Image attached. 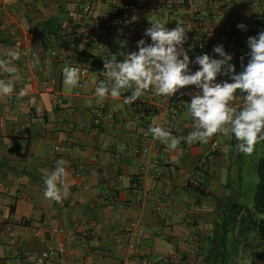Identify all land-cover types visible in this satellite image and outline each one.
Segmentation results:
<instances>
[{"label": "crops", "instance_id": "crops-1", "mask_svg": "<svg viewBox=\"0 0 264 264\" xmlns=\"http://www.w3.org/2000/svg\"><path fill=\"white\" fill-rule=\"evenodd\" d=\"M263 11L264 0H0V56L10 48L21 53L14 61L21 79L11 97H0V264H123L130 250L131 264L264 263L255 248L240 245V225L236 246L210 242L230 214V167L243 153L231 133L182 139L193 130L187 103L194 85L168 97L175 112L165 118L163 97L150 91L133 103L124 100L130 89L102 101L94 94L98 79H107L103 55L119 61L138 50V41L122 44L108 13L129 19L138 33L158 19L169 28L179 20L195 59L219 58L218 44L231 55L250 50ZM81 54L95 56L103 70L92 71L77 96L63 69ZM25 87L28 95L19 98ZM231 103L242 107L243 97L237 92ZM153 126L181 130V142L169 148L154 139ZM141 148H150L147 158ZM210 149L201 177L197 165ZM60 159L67 161L69 195L56 202L44 196L43 179Z\"/></svg>", "mask_w": 264, "mask_h": 264}, {"label": "clouds", "instance_id": "clouds-1", "mask_svg": "<svg viewBox=\"0 0 264 264\" xmlns=\"http://www.w3.org/2000/svg\"><path fill=\"white\" fill-rule=\"evenodd\" d=\"M169 28L161 20L151 23L145 30V39L137 42V51L128 52L123 60H117L114 54L103 55L107 79L95 88L98 100L107 97L116 99L125 89L131 95L124 98L126 103H133L146 92L155 96L172 97L185 86L194 85L195 94L187 103L188 111L194 120L193 130L186 137V142H206L215 134L231 135L238 143L240 153L250 155L259 141H264V31L249 37V60L243 71L237 72L232 63L233 56L226 52L222 44L214 46L216 56L204 53L192 59L184 44L188 39V30L183 23ZM237 27L246 30L244 23ZM21 53L9 49L0 56V73L8 74L0 78V97H11L15 91V81L21 79L14 61ZM199 65L192 71L190 65ZM220 76L228 77L219 81ZM82 70L75 66L63 69L64 84L76 88L80 86ZM237 90L243 93L242 107H234L232 101ZM16 95L22 98L28 95V88H21ZM154 139L175 149L181 138L173 135L170 129L162 126L150 128ZM67 161H56L55 168L47 172L43 182L44 196L61 202L69 195ZM41 264L43 262L41 261Z\"/></svg>", "mask_w": 264, "mask_h": 264}, {"label": "trees", "instance_id": "trees-1", "mask_svg": "<svg viewBox=\"0 0 264 264\" xmlns=\"http://www.w3.org/2000/svg\"><path fill=\"white\" fill-rule=\"evenodd\" d=\"M264 31V11L259 15L256 21V32L255 36L260 32ZM250 50L246 52H238L233 54L232 63L235 64L237 72L243 71V66L248 63ZM80 61L87 63L91 66L92 71H102L103 63L100 62L95 56L90 54H81ZM239 95L243 97V93H240L237 90ZM264 143V141H260ZM241 163V157L230 167L229 173V187L231 194H234V199L229 205L230 214L226 217L225 221L222 224V232L218 234L217 237L210 240L214 245L218 242L222 247L236 246L237 242L235 241L236 236L234 235V230L238 225L242 227L243 232L248 233L253 231L256 234V237L260 243H264V219L260 218V215H264V156L259 159L256 165V173L258 177V183L254 191V197L250 204L243 205L241 199L243 195L239 189H236V186H240L243 183L242 175L238 176V184L232 183L231 173L235 170L237 164ZM250 206V207H249ZM230 255L224 253L222 258H228ZM222 264H226V260L222 261Z\"/></svg>", "mask_w": 264, "mask_h": 264}, {"label": "built area", "instance_id": "built-area-1", "mask_svg": "<svg viewBox=\"0 0 264 264\" xmlns=\"http://www.w3.org/2000/svg\"><path fill=\"white\" fill-rule=\"evenodd\" d=\"M82 1L83 0H79V2H82ZM194 7L195 6H193V5L191 6V9L193 12H195ZM84 13L86 15H88L89 9H86L84 11ZM107 19L110 21V23L113 26L118 27L122 30L121 40H122V44L125 45L126 47L130 46V44H132L133 42L139 41L141 36H145V30L147 28L142 33H138L134 29L133 23L129 19L121 18L119 16L114 15L113 13H108ZM253 36H255V34ZM69 66L79 67L82 70V79L80 81V86L75 88V94L77 96H80L82 94L85 86H86V83H87L89 76L92 73L91 66L87 63H84V62H75L73 64H70ZM105 80H106L105 77L99 78L97 83H96V87L100 84L101 81H105ZM159 111H160L161 116H163L165 118L168 115H171V113H174L175 108L173 107L171 101L168 98L163 97L161 100V105L159 107ZM106 117L107 116L104 115L102 117L95 118L93 120V125H98L101 122V119H105ZM172 133H173V135H176L177 137L182 135L181 130L172 131ZM139 150L142 153V156H145L146 158L148 157V155L151 152L150 148H144V149L141 148ZM211 152H212V149L208 150L207 153L204 155V157L199 161V163L197 165L198 174L201 177H203L207 173V160H208L209 156L211 155ZM157 210L158 211L161 210L160 205L158 206ZM70 238H72L71 235H70ZM132 248H133V246H131V249ZM128 255H129L128 258L125 260V262L123 264H131L130 257L133 255V250H130V253ZM45 257L47 258L48 254H45Z\"/></svg>", "mask_w": 264, "mask_h": 264}, {"label": "rangeland", "instance_id": "rangeland-1", "mask_svg": "<svg viewBox=\"0 0 264 264\" xmlns=\"http://www.w3.org/2000/svg\"><path fill=\"white\" fill-rule=\"evenodd\" d=\"M264 156V143L258 142L255 145L254 151L250 155L243 154L241 156V163L237 164L235 170L231 173L232 183L238 184V176L242 175L243 183L240 186H236V189H239L243 198L241 199V203L243 205H248L252 201L254 197V191L256 185L258 183V177L256 173V165L260 158ZM250 207V206H249ZM260 218L264 219V215H260ZM245 233V232H243ZM240 245L249 246L255 248L258 254L264 258V243H260L258 239L255 237V233L253 231H249L244 236H240L239 239ZM261 264L263 262L259 261Z\"/></svg>", "mask_w": 264, "mask_h": 264}, {"label": "water", "instance_id": "water-1", "mask_svg": "<svg viewBox=\"0 0 264 264\" xmlns=\"http://www.w3.org/2000/svg\"><path fill=\"white\" fill-rule=\"evenodd\" d=\"M238 143V141L236 142V144Z\"/></svg>", "mask_w": 264, "mask_h": 264}]
</instances>
